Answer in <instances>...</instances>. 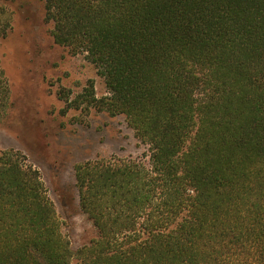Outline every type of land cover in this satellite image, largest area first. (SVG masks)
Returning a JSON list of instances; mask_svg holds the SVG:
<instances>
[{
	"label": "trees",
	"instance_id": "1",
	"mask_svg": "<svg viewBox=\"0 0 264 264\" xmlns=\"http://www.w3.org/2000/svg\"><path fill=\"white\" fill-rule=\"evenodd\" d=\"M45 20L109 93L60 88L66 112L123 116L145 151L74 167L97 234L76 252L39 171L0 151V264H264V0H45Z\"/></svg>",
	"mask_w": 264,
	"mask_h": 264
},
{
	"label": "rangeland",
	"instance_id": "2",
	"mask_svg": "<svg viewBox=\"0 0 264 264\" xmlns=\"http://www.w3.org/2000/svg\"><path fill=\"white\" fill-rule=\"evenodd\" d=\"M11 22L0 41V64L9 93L0 98V151L14 150L34 167L54 203L62 232L76 252L97 234L80 211L74 167L89 161L134 158L144 149L123 116L111 117L70 109L59 99L60 88L71 98L89 80L98 97L109 95L103 78L86 59L55 44L45 20V0H0Z\"/></svg>",
	"mask_w": 264,
	"mask_h": 264
}]
</instances>
